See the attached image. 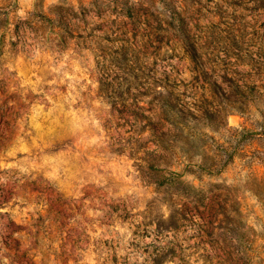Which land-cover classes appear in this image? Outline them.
Masks as SVG:
<instances>
[{
    "label": "rangeland",
    "instance_id": "obj_1",
    "mask_svg": "<svg viewBox=\"0 0 264 264\" xmlns=\"http://www.w3.org/2000/svg\"><path fill=\"white\" fill-rule=\"evenodd\" d=\"M0 264H264V0H0Z\"/></svg>",
    "mask_w": 264,
    "mask_h": 264
},
{
    "label": "trees",
    "instance_id": "obj_2",
    "mask_svg": "<svg viewBox=\"0 0 264 264\" xmlns=\"http://www.w3.org/2000/svg\"><path fill=\"white\" fill-rule=\"evenodd\" d=\"M168 182V177L166 175H163L162 183L165 184Z\"/></svg>",
    "mask_w": 264,
    "mask_h": 264
}]
</instances>
